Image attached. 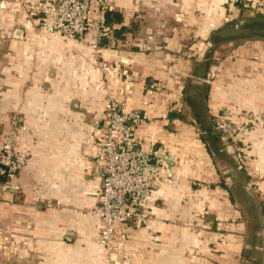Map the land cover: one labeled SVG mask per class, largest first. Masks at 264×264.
Segmentation results:
<instances>
[{
	"label": "crops",
	"instance_id": "1",
	"mask_svg": "<svg viewBox=\"0 0 264 264\" xmlns=\"http://www.w3.org/2000/svg\"><path fill=\"white\" fill-rule=\"evenodd\" d=\"M39 1L0 0V36L8 18L32 40L30 4ZM228 3L114 0L112 40L96 51L61 39L8 59L0 51V142L17 119L18 146L31 153L15 179L21 191L0 203V264H110L97 240L100 177L85 142L106 98L127 112L143 108L144 83L161 90L137 136L176 158L179 180L145 203L148 225L128 230L130 264H264V123L247 131L241 172L211 122L224 110L264 114V13ZM101 61L111 76L97 71Z\"/></svg>",
	"mask_w": 264,
	"mask_h": 264
},
{
	"label": "built area",
	"instance_id": "2",
	"mask_svg": "<svg viewBox=\"0 0 264 264\" xmlns=\"http://www.w3.org/2000/svg\"><path fill=\"white\" fill-rule=\"evenodd\" d=\"M228 1L240 10L264 13V0ZM113 3L114 0H44L30 4V16L35 17L43 37L89 40L90 47L96 51L103 38L112 40L104 19L113 10ZM224 22L230 24L231 19L226 17ZM197 50V57H202L204 51ZM97 71L104 78L111 76L114 69L101 61ZM143 90V108L128 112L120 100L106 98L100 120L85 142L92 151L91 162L101 176L102 186L93 214L99 221L98 243L110 264L131 263L130 256L124 253L128 248V230L148 225L150 217L145 203L159 187L172 188L179 180L174 172L176 158L159 141L144 143L137 136L138 128L151 121L148 110L161 87L157 83H144ZM211 122L238 168L246 170L250 160V144L245 140L247 131L254 123H264V114L244 113L231 118L224 110L214 114ZM20 129L17 119H12L0 142V203L11 202L21 191L15 179L31 158L30 151L18 146Z\"/></svg>",
	"mask_w": 264,
	"mask_h": 264
},
{
	"label": "rangeland",
	"instance_id": "3",
	"mask_svg": "<svg viewBox=\"0 0 264 264\" xmlns=\"http://www.w3.org/2000/svg\"><path fill=\"white\" fill-rule=\"evenodd\" d=\"M7 21H9L8 18L5 19V24L3 26L4 33L0 36V51H3V55H4V57L2 56L1 58L8 59L6 57H9L7 56V54L10 53L9 51H16L17 48H20L21 50L23 48H27L30 51H44L43 50L44 49L43 40L51 41V39H47L46 37H43L42 34L39 33L41 32V30L38 29L37 26L36 28L33 26L34 28L33 30H31L34 33L32 36L33 39L32 40L27 39L26 38L27 34L25 33L23 26L15 25L13 22L6 23ZM18 26H19V29L22 31V34H20V36H18V34L16 33L18 30ZM53 40H57V39L52 38V41ZM85 41H87L89 45V40H85ZM18 43H19V46H18ZM197 90L200 91L202 95L204 89L198 88ZM231 156H228L227 158L233 161L234 158L233 156L232 157Z\"/></svg>",
	"mask_w": 264,
	"mask_h": 264
},
{
	"label": "water",
	"instance_id": "4",
	"mask_svg": "<svg viewBox=\"0 0 264 264\" xmlns=\"http://www.w3.org/2000/svg\"><path fill=\"white\" fill-rule=\"evenodd\" d=\"M245 24V21L244 20H241V21H239L236 25H235V27L237 28V27H241V26H243ZM231 154V153H230ZM232 155V154H231ZM234 161H235V159H234ZM236 162V161H235ZM236 168H237V170L238 171H243V170H241V169H239L238 168V166H237V162H236ZM94 169H95V167H94ZM95 172L97 173V171H96V169H95ZM98 174V173H97ZM99 175V174H98ZM99 177H101L100 175H99ZM102 186V181H101V178H100V187ZM246 190L248 191V192H251L252 191V188L251 187H247L246 188Z\"/></svg>",
	"mask_w": 264,
	"mask_h": 264
},
{
	"label": "trees",
	"instance_id": "5",
	"mask_svg": "<svg viewBox=\"0 0 264 264\" xmlns=\"http://www.w3.org/2000/svg\"><path fill=\"white\" fill-rule=\"evenodd\" d=\"M242 11H244V10H242ZM111 12H112V11L107 12L106 15H105V19H104L105 25H108V24H109V21L111 20V19L109 18V15L111 14ZM113 17H114V16H113ZM115 18H118V16H115ZM260 20H261L260 25H263V27L260 28L261 31H262V30H264V19H263V18H260ZM258 25H259V24H258ZM254 29H256V28H254ZM258 29H259V28H258ZM260 29H259V30H260Z\"/></svg>",
	"mask_w": 264,
	"mask_h": 264
}]
</instances>
